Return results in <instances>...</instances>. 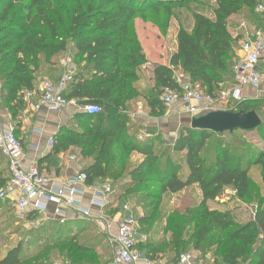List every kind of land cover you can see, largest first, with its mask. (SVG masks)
I'll list each match as a JSON object with an SVG mask.
<instances>
[{"label": "trees", "instance_id": "trees-1", "mask_svg": "<svg viewBox=\"0 0 264 264\" xmlns=\"http://www.w3.org/2000/svg\"><path fill=\"white\" fill-rule=\"evenodd\" d=\"M194 1L0 0V102L17 127L15 121L26 108L24 93L38 89L41 78L47 74L45 66L57 67L55 71L62 72L58 81L66 74L70 77L63 96L68 101L96 105L101 112L97 115L75 113L54 136L51 155L79 149L82 157L90 161L82 171L87 174L89 185L97 180H113L114 186L125 180L116 211L127 204L130 196L140 194L145 207L144 214L138 218L143 234L144 228L164 219L161 216L164 195L177 194L196 185L200 188L199 204L185 211L177 210L166 218V238L148 240L139 246L143 259L154 264L162 261L178 264L180 255L191 249L202 264H264L263 199L245 223H239L228 210L209 206L210 201L223 197L227 188L239 200L256 198L252 195L250 169L258 168L264 182V150L253 153L246 138L249 133L260 131L264 147V110L258 106L264 100L244 99L231 110L257 112L262 124L255 130L224 134L191 127L182 130L171 149L174 153H185L184 177L177 173L170 154L157 152L158 139L130 136L129 104L143 101L150 117L160 118L167 109L159 98L162 92L165 89L181 92L176 70L188 77L191 87L205 90L213 97L226 84H234L231 63L234 41L229 22L247 11L263 18L255 13L263 0H215L213 18L193 14L192 31L180 29L176 52L167 65L155 67L154 86L147 93L142 89L145 84L142 68L148 61L134 33V21H149L150 13L163 14L167 27L175 17L176 8L190 10ZM263 24L264 20L258 27ZM69 52L70 58L61 65L56 64L59 56ZM237 133L242 135L238 137ZM224 135L230 138L208 144L214 137ZM135 153L143 160L128 170L127 157ZM115 156L121 157L120 172L110 167ZM163 157L166 160L162 163ZM0 159L2 190L7 187L10 174L6 160L1 155ZM36 218L29 214L26 219ZM41 222L36 236L40 245L30 255L24 254V247L20 245L3 256L0 247V264H49L54 252L70 264L82 263L80 253L92 257L86 258L89 263L100 264L94 256L98 255L94 243L100 237L105 241L107 236L104 233L90 236L82 243L76 240V235L88 225H94L85 220H69L63 224L56 220ZM111 263L112 258L106 264Z\"/></svg>", "mask_w": 264, "mask_h": 264}, {"label": "built area", "instance_id": "built-area-1", "mask_svg": "<svg viewBox=\"0 0 264 264\" xmlns=\"http://www.w3.org/2000/svg\"><path fill=\"white\" fill-rule=\"evenodd\" d=\"M255 13L264 18V1L257 5ZM241 53L243 58L233 68L234 84L216 97L188 84L182 85L181 92L165 89L160 101L167 109L178 110L190 120L220 110L218 106L222 103L234 105L242 102L246 88L257 92L264 85V24L255 35L245 37ZM69 82L68 74L56 83L44 80L37 90L25 92L24 100L32 103L35 113L60 114L73 108L76 113L99 114L98 106L68 101L63 96ZM15 132L11 119L0 115V155L6 160L10 174L7 187L0 190V201H11L20 219L34 214L37 217L35 221L56 220L63 224L71 219H81L98 224L92 209L105 212L115 193L114 186L108 181L89 185L88 176L83 172L64 182L51 179L41 171L38 162H27L22 140ZM54 144L53 136L48 141L49 148L52 149ZM122 212L124 217L118 221L117 231L107 234L112 252L111 264H154L143 259L139 251V246L148 242L149 237L142 233L138 217L128 205L122 208ZM178 264H198V255L193 251L182 253Z\"/></svg>", "mask_w": 264, "mask_h": 264}, {"label": "rangeland", "instance_id": "rangeland-1", "mask_svg": "<svg viewBox=\"0 0 264 264\" xmlns=\"http://www.w3.org/2000/svg\"><path fill=\"white\" fill-rule=\"evenodd\" d=\"M264 1V0H263ZM216 9V1L215 0H195L191 5L190 10L176 8L175 9V17L172 18L167 27L164 26V15L160 14L157 16L153 13L149 14V21H142L141 19H136L134 21V33L139 40L144 53L146 55V59L148 63L142 68V74L145 79V84L142 89L145 93L148 92L153 87V72L157 65L162 63H169L171 55L175 52L177 48V35L180 29L187 30L189 32L192 31L194 27V19L193 14L201 13L210 18H213V12ZM264 18L259 16L254 17L253 13H249V11L245 12L242 15H238L233 17L229 22V31L233 37V49L231 54V63L232 66H235L238 61L243 58L241 53V45L248 34L255 35L258 30V25L263 23ZM71 53H67L65 55H61L55 61L56 64H62V61H66L70 58ZM57 67L45 66L44 72H46V76L42 77L40 81L49 80L52 82H58V78L62 75L59 70L55 71ZM69 70V69H68ZM52 72V73H51ZM176 77L178 80H181L183 75L180 70H176ZM231 84V83H230ZM230 84H226L222 87L221 91L231 88ZM1 89V83H0ZM1 91V90H0ZM219 92V94L221 93ZM206 94V91H202ZM25 102L26 108L32 109V103L28 104ZM1 109L6 110L4 105L0 102ZM259 110H264V102L259 104ZM144 107L143 101H135L134 103H130L128 107V113H130V121L129 128L131 129L130 136L139 135L142 138L146 139L147 137H152L158 139L156 142V150L157 152H162V154H170L172 156L173 165L177 166V173L179 176L186 175V168H184V156L185 153H174L171 149V146L175 143V141L179 138L182 130L185 128H190L191 120L190 117L180 113L178 110H169L166 109L163 115L160 118H152L143 116H135L132 113V110H139L138 108ZM219 111H231L234 106L230 103H222L218 106ZM131 110V111H129ZM141 110V108H140ZM262 113V111H260ZM9 114V112H8ZM1 115V112H0ZM3 117V115H1ZM263 117V116H262ZM10 118V115H9ZM16 120L15 122H18ZM242 133H237L236 136ZM151 135V136H148ZM228 139L230 138L228 135H224L223 137H214L211 140V143L220 140V139ZM247 145L249 147H253L251 150L253 153H260L264 150L261 133L260 131H254L249 133L246 138ZM207 144V145H208ZM214 145V144H213ZM169 149V150H168ZM76 155V154H74ZM114 155V154H113ZM136 161H135V159ZM138 154H133L130 157H127L128 170H130L134 165L138 163L137 160ZM120 156H115L114 161L110 163V167L113 171L120 172L121 160ZM165 157L162 158V163L165 162ZM160 162V164H161ZM182 165L183 169H181L180 165ZM0 168H3L2 161L0 159ZM250 173L252 174V195L256 198L253 200H239L235 197V192L231 188H227L223 197L218 200L210 201L209 206L211 208H220L222 210L230 211L231 215L239 222L245 223L251 219L254 211L257 208L258 202L260 200L264 201V182L261 176V171L258 168H251ZM111 183H114L113 180H108ZM126 181L122 180L121 182H116L119 188ZM144 196V193H141ZM259 194V196H258ZM120 196L117 194L113 198H118ZM202 199V193L200 188L196 186H191L184 191L177 194H166L163 196V202L161 206V216L164 217L162 222L154 223L153 226H149L144 228L145 234L149 237L150 241L158 240L159 238H166V232L164 228L167 227L166 218L170 216V214L174 213L177 210H186L189 207H194L196 204H199ZM142 197L140 194H135L132 197L127 199V204L131 209L132 213L140 218L145 211L144 203L141 202ZM8 205L0 204V247L2 249V255L4 256L9 250L14 249L18 246L24 247V254L30 255L32 253L31 250L37 248V241L39 239L36 238L38 236V228L42 223L40 220H27L20 219L16 216L15 211L13 210V205L7 203ZM110 216L118 217L115 221L121 220L124 215L122 210L116 212L115 209H112L110 212ZM114 219V218H113ZM103 232L98 229L96 226H87L84 231L80 232L79 235H76V240L80 243L85 241L88 237L93 236L96 237ZM41 234V233H40ZM39 234V235H40ZM105 234V233H104ZM158 234V237H155ZM74 235V234H73ZM169 235V234H168ZM96 250L98 252L97 256L100 261V264L104 262L111 261V251L107 240H103V237H100L97 243H94ZM188 249L187 251H190ZM110 251V253H109ZM81 257L82 263L80 264H93L89 263L86 258H92L89 255L78 254ZM94 262V260H92ZM96 262V260H95ZM49 264H70L60 256V253L54 252L53 256H51V262Z\"/></svg>", "mask_w": 264, "mask_h": 264}, {"label": "crops", "instance_id": "crops-1", "mask_svg": "<svg viewBox=\"0 0 264 264\" xmlns=\"http://www.w3.org/2000/svg\"><path fill=\"white\" fill-rule=\"evenodd\" d=\"M167 64L168 63L164 62L160 65H167ZM263 69H264V65H263ZM153 83H154V77H153ZM179 83L181 84V86L188 85L189 84L188 77L183 75L182 79L179 80ZM244 95H245V99L247 100L248 99L264 100V85L257 92L253 91L252 89L246 88L244 91ZM140 108H138L139 110H132V113L135 116H140V117L143 116L144 118L150 117V112L147 107L144 106ZM0 112L1 115H3V117L5 118L9 117L8 112L1 109V106H0ZM75 113L76 112L73 108H69L60 114H50L46 112L35 113L31 108L28 107L25 108V110L21 113V118L16 123L17 125L16 133L17 136L22 140L27 155V162L28 163L38 162L41 171L51 179H54L58 182H64L82 173L83 169L90 163L89 160H85L82 157L81 151L77 148H71L67 153L54 156L51 155L52 149H50L48 146V141L50 137L55 136L58 133V131L69 122V120L75 115ZM139 139L143 140L142 136H139ZM136 158L139 159L137 160L138 163L143 160L140 154H138V157ZM98 181L106 182L104 180H97L96 182ZM114 191L115 193L109 202L110 206L106 208L104 213L99 211L97 208L92 209V213L94 214V217H96L95 222H97L98 224H94L85 220L86 222L96 226L103 233H105L107 238H108L107 234H109L110 232L115 233L117 231V226H118V221H115V219H117L118 217L110 216V212L112 211V209H115L116 211L120 203L117 197L113 198L117 194L119 195L120 193V188L118 187V185H114ZM87 194L89 195V193ZM87 199L88 198L86 197V200ZM2 203L12 204L11 201H5ZM121 210L122 209L116 212H119ZM76 220H81V219H76ZM160 264H165V261H162ZM198 264H202V263L199 262L198 260Z\"/></svg>", "mask_w": 264, "mask_h": 264}, {"label": "water", "instance_id": "water-1", "mask_svg": "<svg viewBox=\"0 0 264 264\" xmlns=\"http://www.w3.org/2000/svg\"><path fill=\"white\" fill-rule=\"evenodd\" d=\"M262 119L255 111L231 112L214 111L200 118L191 120V128L211 131L216 134L234 132L236 130L251 131L260 127Z\"/></svg>", "mask_w": 264, "mask_h": 264}]
</instances>
